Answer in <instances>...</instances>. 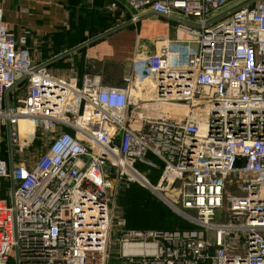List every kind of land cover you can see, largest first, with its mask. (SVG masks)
<instances>
[{
	"label": "built area",
	"instance_id": "built-area-1",
	"mask_svg": "<svg viewBox=\"0 0 264 264\" xmlns=\"http://www.w3.org/2000/svg\"><path fill=\"white\" fill-rule=\"evenodd\" d=\"M232 1L129 0L180 34L120 86L35 60L30 30L16 35L0 4V134L10 150L47 144L31 163L0 154V264H109L126 223L111 212L119 170L193 225L124 230L119 264H264V0L221 15ZM150 155L156 183L140 169L156 167ZM225 206L229 222L213 223Z\"/></svg>",
	"mask_w": 264,
	"mask_h": 264
},
{
	"label": "crops",
	"instance_id": "crops-1",
	"mask_svg": "<svg viewBox=\"0 0 264 264\" xmlns=\"http://www.w3.org/2000/svg\"><path fill=\"white\" fill-rule=\"evenodd\" d=\"M98 2L0 0L10 29L16 35L26 28L30 30L29 47L32 54L48 60L81 45L60 57L65 67L58 63L50 65L59 76L72 73L81 78L85 73L97 72L102 76L104 74L106 84L123 85L124 76L131 72L135 59L153 52L159 40L176 38L180 34L176 19L158 15L150 9L135 12L130 7L132 17L136 14L139 19H121L113 25L111 15L93 5ZM109 30V33L99 37ZM149 39L151 42L146 44ZM73 61H77L75 67ZM112 71L121 72L122 77L119 79Z\"/></svg>",
	"mask_w": 264,
	"mask_h": 264
},
{
	"label": "rangeland",
	"instance_id": "rangeland-1",
	"mask_svg": "<svg viewBox=\"0 0 264 264\" xmlns=\"http://www.w3.org/2000/svg\"><path fill=\"white\" fill-rule=\"evenodd\" d=\"M97 1V0H96ZM244 0H233L228 4L227 8L235 6L238 3ZM87 2V0H86ZM129 0H99L98 3H95L97 9H102L107 15L110 14L113 19V25L118 20L132 18L131 9L129 6ZM129 8V9H128ZM159 19L166 20L158 17ZM116 21V22H115ZM179 26V24L177 25ZM175 28L177 31L178 28ZM151 39V38H150ZM147 40L146 44L150 43L151 40ZM143 43V42H142ZM33 55V58L37 61L44 60L40 55ZM63 58H59L60 66L65 67L62 63ZM77 61H73V66L75 67ZM56 66V65H55ZM58 66V65H57ZM115 76L119 79L122 77L121 72L112 71ZM117 72V73H116ZM104 76V74H103ZM20 92L16 91L15 96L17 97ZM15 100L12 101V104H15ZM5 130L1 131L0 134V154L2 156L9 155L13 153L17 162L31 163L44 151L46 147V142L42 139H37L31 145L25 147L23 151H19L18 147L13 146V149L9 148V143L7 139V133L2 134ZM156 163V167L147 168L146 166H141L140 169L142 172H146L148 177L152 182L156 183L159 178L163 163L157 157L150 155ZM114 186H115V196L111 201V212L114 217L125 219L126 223L124 227H119V231L115 232L112 237V247H111V257L109 264H119V243L118 238L121 233L126 229H178V228H188L193 227L192 223L178 214L170 205L169 202L164 200L157 192L143 186L139 181L134 180L128 173L124 172L121 174V171L115 172L113 175ZM232 186V191H235V185ZM7 190V184L3 185V191H0V196L3 194L6 198L10 199V196H6L4 193ZM178 190V185L175 184L171 191L165 192L163 196L169 201H174L176 193ZM235 193L244 194V191L241 189L237 190ZM127 210L129 211L127 213ZM131 216V217H130ZM213 223L222 224L229 222L228 211L226 206L217 210L216 216L214 217ZM117 229V228H116Z\"/></svg>",
	"mask_w": 264,
	"mask_h": 264
},
{
	"label": "water",
	"instance_id": "water-1",
	"mask_svg": "<svg viewBox=\"0 0 264 264\" xmlns=\"http://www.w3.org/2000/svg\"><path fill=\"white\" fill-rule=\"evenodd\" d=\"M251 1H254V0H244V1L240 2V3H238L237 5H235V6L231 7V8H229L228 10L224 11L223 13H221V15L227 13V12L230 11V10H233V9H235V8H238V7H240V6H242V5L246 4V3H249V2H251ZM109 32H110V30L107 31V32H105V33H103V34L100 35L99 37L104 36V35H106V34L109 33ZM99 37H97V38H99ZM90 41H92V39H91V40H88V41H85L84 44H86V43H88V42H90ZM80 46H81V45H78L77 47H75V48H73V49H71V50H69V51H67V52H65V53H63V54L57 56V58H60V57H62L63 55H65V54H67V53H70V52L76 50V49H77L78 47H80Z\"/></svg>",
	"mask_w": 264,
	"mask_h": 264
},
{
	"label": "trees",
	"instance_id": "trees-1",
	"mask_svg": "<svg viewBox=\"0 0 264 264\" xmlns=\"http://www.w3.org/2000/svg\"><path fill=\"white\" fill-rule=\"evenodd\" d=\"M84 40H82V41H80V42H83ZM60 61L59 60H56L55 62H53L52 64H54V63H59ZM52 64H50V65H52ZM129 211L127 210V213H128ZM131 217V216H130Z\"/></svg>",
	"mask_w": 264,
	"mask_h": 264
}]
</instances>
